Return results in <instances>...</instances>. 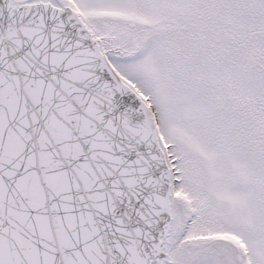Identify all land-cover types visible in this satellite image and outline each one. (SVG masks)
<instances>
[{"label": "snow or ice", "instance_id": "6c2138e0", "mask_svg": "<svg viewBox=\"0 0 264 264\" xmlns=\"http://www.w3.org/2000/svg\"><path fill=\"white\" fill-rule=\"evenodd\" d=\"M0 264H264V0H0Z\"/></svg>", "mask_w": 264, "mask_h": 264}]
</instances>
